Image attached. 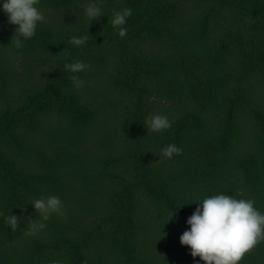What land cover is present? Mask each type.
<instances>
[{"label":"trees","instance_id":"obj_1","mask_svg":"<svg viewBox=\"0 0 264 264\" xmlns=\"http://www.w3.org/2000/svg\"><path fill=\"white\" fill-rule=\"evenodd\" d=\"M85 4L39 0L19 48L0 11V264H193L179 236L196 198L264 212V0H101L91 22ZM149 113L170 127L147 132ZM49 194L64 214L30 233ZM238 264H264V239Z\"/></svg>","mask_w":264,"mask_h":264},{"label":"clouds","instance_id":"obj_2","mask_svg":"<svg viewBox=\"0 0 264 264\" xmlns=\"http://www.w3.org/2000/svg\"><path fill=\"white\" fill-rule=\"evenodd\" d=\"M101 0H86L84 15L90 20L103 15ZM39 0H0V11L7 15L8 22L16 25L14 29L15 45L22 47L21 39H28L35 34L37 23L45 19L43 12L37 7ZM131 8L123 7L112 13L110 23L120 36L126 34L123 27L126 18L131 15ZM13 37V36H12ZM12 40V38H11ZM87 36H72L71 43L82 45ZM65 67L77 73L87 65L76 60ZM74 86H81L83 81L78 76L71 77ZM171 121L166 115L149 113L144 118V126L148 131L159 132L170 127ZM182 148L169 143L161 149L166 157L179 154ZM196 207L187 216L185 223L189 226L180 234L179 241L188 246V251L194 259L193 264H238L243 254L252 248L259 240L264 239V212L254 206L251 198H237L225 193H217L196 198ZM41 216V221H33L29 232L43 228L42 221L47 220L53 213L64 214L61 199L55 194L42 195L29 202ZM178 208V207H177ZM174 212V211H173ZM170 214L168 219L172 216ZM167 219V220H168ZM10 228L15 229L19 223L16 214L9 213L5 217ZM51 264H59L52 261Z\"/></svg>","mask_w":264,"mask_h":264}]
</instances>
